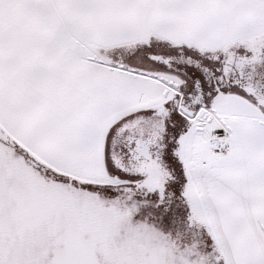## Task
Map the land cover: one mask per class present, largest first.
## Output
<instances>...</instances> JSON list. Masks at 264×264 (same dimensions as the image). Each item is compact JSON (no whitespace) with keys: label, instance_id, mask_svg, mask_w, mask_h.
<instances>
[{"label":"snow or ice","instance_id":"obj_1","mask_svg":"<svg viewBox=\"0 0 264 264\" xmlns=\"http://www.w3.org/2000/svg\"><path fill=\"white\" fill-rule=\"evenodd\" d=\"M0 264H264V0H0Z\"/></svg>","mask_w":264,"mask_h":264}]
</instances>
